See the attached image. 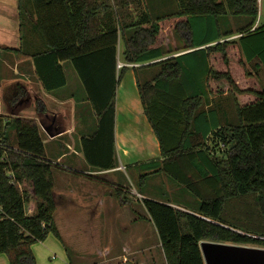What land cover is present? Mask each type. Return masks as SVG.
I'll return each mask as SVG.
<instances>
[{"label": "trees", "instance_id": "obj_1", "mask_svg": "<svg viewBox=\"0 0 264 264\" xmlns=\"http://www.w3.org/2000/svg\"><path fill=\"white\" fill-rule=\"evenodd\" d=\"M167 1L163 0V5ZM176 2L178 9L171 15L199 17L204 23L199 40L190 19L177 23L178 37L184 48L191 50L180 55L154 46L162 17L150 11L154 0H145L146 8L144 0H31L36 18L20 0L22 25L28 16L46 49L31 54L15 52L33 59L46 91L64 87L67 77L62 62L73 64L97 116L95 132L81 138V150L87 163L102 171L119 166L116 93L121 73L127 69L119 67L120 41L124 62L158 67L149 80L137 76L145 114L160 142L163 159L157 171L173 176L202 202L195 213L162 200L143 198L142 202L157 230L166 264H205L203 241L264 245L252 236H264V91L256 93L257 101L244 106L235 100L234 123L210 124L209 131L203 132L205 141L200 142L196 121L202 114L203 96L188 91L180 58L203 50L204 56L211 51L226 55L225 47L233 42L228 38L237 34L223 28L228 25L224 18L228 15L245 17L238 20L241 36L234 41L240 42L247 60L258 56L264 61V24L251 31L258 19V0ZM130 3L136 15L124 9ZM206 69L205 73L227 78L236 88L229 73L214 71L208 63ZM36 105L45 113L41 100ZM206 141L223 144L221 155L213 153ZM55 167L58 165L46 157L36 119L0 115V254H6L10 264H37L33 244L50 233L61 239L54 219L59 205L54 191ZM146 177L148 174L141 175V181ZM119 187L116 197L130 200L128 192Z\"/></svg>", "mask_w": 264, "mask_h": 264}, {"label": "crops", "instance_id": "obj_2", "mask_svg": "<svg viewBox=\"0 0 264 264\" xmlns=\"http://www.w3.org/2000/svg\"><path fill=\"white\" fill-rule=\"evenodd\" d=\"M143 5L146 8L145 0ZM162 6L163 0H159L156 9ZM29 7L34 14V18H36L31 2ZM133 7L134 4L130 3L124 9H130V12L136 15V13L134 14ZM180 19L184 18L180 17ZM260 25H263L261 18ZM231 40L234 41L236 38ZM45 49L44 42L36 33L32 23L30 32L27 36H24V26L22 25V18L20 16V0H0V115L36 119L43 137L47 136L46 141L49 148L46 149V157L58 165L56 170L63 177L64 181H75L80 186L85 187V191L70 187L58 190L55 185L54 191L59 198V205L56 209L57 213L64 216L68 214L75 216L79 213L80 209H83L84 219L88 222L89 217L94 216L95 218L104 213L105 208L102 210V207L107 206L111 208L107 209L106 213L108 220L113 224L112 232L108 236L105 247L98 250V253L101 254L100 261L96 263L91 259L90 264H147L145 259L146 251L147 249L152 250V248L145 245L147 230L142 222L147 221L148 212L142 199L154 197H150L146 193H144L145 195L138 194L142 199L140 202H137L142 204L146 212L145 214L137 209L136 200L122 201L118 198L116 199L112 194H106L104 187L105 185L108 187L112 185L115 188H121L119 187L121 186L120 183H116L117 181L112 180L111 177L115 176L119 171L126 170V168L133 169L145 165L146 167L149 166V170L154 168L152 172H157L159 169L157 163L163 159L160 142L145 114L142 101L140 102L141 98L137 85L138 75L143 80H149L153 77L154 73L149 72L148 69L139 72L138 69L144 66L142 63L124 62V44L120 41L118 60L126 68H133V70H128L133 75L131 87L138 93L140 99L137 102L138 104L129 103L123 106V108H120V104L118 103L115 117V145L119 166L110 170H97L87 163L81 150V138L95 132L97 128V116H95L94 125H90L86 120L94 116L92 113L89 114V106L84 107L85 102H88V100L81 99L80 93L83 91V85L73 64L70 61L62 62L66 72L67 84L62 88L46 91L35 72L33 59L28 57L29 55L24 58L19 57L15 52L19 51L21 54H31L36 51H44ZM188 51L175 53L173 56ZM211 60V56H209L208 68L214 69ZM255 65L257 66V64ZM209 75L207 71L206 73L205 71L203 72L201 85L196 83L197 81L195 80V83L188 81V89L199 86L210 94L208 90L210 88L208 83ZM8 83L11 85L10 94L4 92ZM13 100H16V103H12ZM37 100L42 101L46 110L45 113H40L37 110ZM89 103L88 105H90ZM201 112L200 116H202V119L206 123L218 124L220 126L226 124L227 114L225 110L222 106L216 107L214 102L209 98L205 99ZM121 117L126 121V132L123 135L118 131V118L120 120ZM198 118L200 119V117ZM78 128H80V134L78 138H75L74 135L78 131ZM141 129L143 130L142 132ZM133 153H137L140 156L137 157L140 158L138 161H131ZM120 157H125L126 161L130 160L129 163L125 164L123 159L120 161ZM152 164L155 166H150ZM53 173H55L54 169ZM94 184L97 186H94ZM91 187H98L97 189L100 191L94 192L92 190L90 193H86ZM91 193H94V199L91 197ZM86 196H90V198H85ZM170 205L177 207L172 203ZM119 223L124 224L122 228L118 227ZM87 226L89 224H84L82 228ZM62 238L63 236L61 235V240H63ZM65 252V262H67L65 264H82L78 262L80 260H87L80 252L79 254L75 252L74 256L69 254L70 252L66 248ZM75 256L77 257V261L71 259ZM0 264H10L8 256L4 253L0 254Z\"/></svg>", "mask_w": 264, "mask_h": 264}, {"label": "rangeland", "instance_id": "obj_3", "mask_svg": "<svg viewBox=\"0 0 264 264\" xmlns=\"http://www.w3.org/2000/svg\"><path fill=\"white\" fill-rule=\"evenodd\" d=\"M31 0H23L24 7H29ZM159 4V0H154V9L152 8L150 11H153V16H162L161 20L159 21L160 25V32L157 36V40L154 46H162L165 50H169L171 52L175 53H181L183 51H188L189 49H185V43L183 40H181L176 32V25L179 23L182 19L180 17H177L175 15H171L174 12L177 11L178 6L176 0H168L162 7L159 9L157 8V5ZM131 8V7H130ZM165 14V16H163ZM240 17V16H239ZM237 17V16H224L228 20V25L226 27H223L224 30H231L232 32H235L238 34L239 28L237 25L239 24L240 20H245V17ZM184 19L188 18L192 21L194 25V32L196 38L199 40L200 37L203 35L204 32V23L201 18L199 17H183ZM155 19V18H154ZM24 36H27L30 32L31 27V21L28 16H24ZM261 23L264 24V0H262L261 4ZM256 22L254 23V25ZM254 25L252 27H254ZM251 27V28H252ZM236 34V35H237ZM41 37V36H40ZM232 37V36H231ZM230 37V38H231ZM237 37V36H236ZM236 37H233L235 39ZM228 38V40H231ZM227 40V39H226ZM215 43H213L214 45ZM190 51V50H189ZM206 52V50L199 51L198 53L191 54L189 56H183L180 58V61L183 66V74H182V81L186 83L188 81L194 80L197 81L196 83L200 84L202 83V75L205 70H207V63L209 56H211L212 66L213 70L220 72V73H229L234 80L236 84V88L232 87L231 83L227 78H221L216 79L213 77L210 73L208 76V83L210 88L208 89L210 91V94L206 90H203L201 87H192L189 88L188 91L192 92V95H202L203 96V105L200 107L199 112L202 110L204 106L205 99L209 98L212 102H214V105L216 107L222 106L227 114V120L226 124H232L234 121H232V118H235V104L234 101H237V104L240 106H244L250 103H253L257 101L258 96L256 95L257 92L264 91V61L262 59L260 60L258 56H256L253 60L248 61L245 55L244 50L241 48V44L239 41H233L228 43V45L225 47L226 55H224L220 51H211L209 55H203V53ZM257 64V66L255 65ZM148 65V64H147ZM145 69H148L149 72L155 73L158 71V67L156 66H150V67H143L139 68L138 71L141 72ZM128 70H133V68H127L126 70L122 71V75L120 78V82L118 84L117 93H116V109L118 107V103L120 104V108H123V106L127 104H136L138 102L139 95L136 91H134L131 87L132 84V74ZM214 78V79H212ZM6 89L4 92L7 94H10V87L9 83L6 85ZM188 88V87H187ZM243 90L245 92L241 93L238 90ZM82 100H87V93L83 87V91L80 93ZM89 102V101H88ZM88 102H85L84 107H88L89 114L92 113L94 116L93 118L86 119L87 122L91 125H94L95 123V113L92 111L91 104L88 105ZM141 102V100H140ZM142 103V102H141ZM138 104V103H137ZM92 109V110H91ZM123 110V109H122ZM198 112V113H199ZM232 117V118H231ZM237 118V117H236ZM196 124L199 127L200 134L202 135V140L200 142L205 141L203 137V132L209 131L210 123H206L202 116H200V119L198 118L196 121ZM94 131V130H93ZM118 131H120L121 135H123L124 132H126V121L121 117L119 120L118 118ZM143 130L141 129V132ZM213 131V130H212ZM80 134V128H78V131L74 135L75 138H78V135ZM91 133H89L90 135ZM47 137V136H46ZM46 137H43L44 143L46 146V149L49 148V145L47 144ZM200 137L198 136V140ZM210 144V149L213 153L216 155H221V149L223 148V144L210 142L208 143L206 141V145ZM137 153H133L131 158L133 161H138ZM123 159V162L125 164L129 163V161H126L125 157H120V161ZM161 162L157 163V166L160 167ZM150 166H155L154 164ZM149 166H142L137 167L133 169H127L124 171H119L115 176L111 177L112 180L117 181L116 183H120L122 186V189L126 192H128V195L130 196V200H136V202H140L142 197H140L138 194H144L150 195V199H159L164 202H167L168 204L172 203L176 205V208H179L181 210L195 213V211H198L200 205H201V198L198 195H195L191 189H189L187 186H183L180 183H178L173 176L165 173H161L159 171H154V168H151L149 170ZM57 167L54 168V174L56 177V189L64 188L68 189L75 188V189H82V191H85V187L80 186L77 182H66L64 181L63 177L59 175L57 172ZM146 169V170H145ZM150 171V172H149ZM140 173H149L148 177L141 181V174ZM141 181V183H140ZM94 186H97L94 184ZM98 187H91V189H88L86 193H90L92 190L94 192H99L100 190L97 189ZM106 189L105 193L112 196L117 199L116 197V188L111 186L104 187ZM85 193V192H83ZM92 195L93 199L95 198L94 193L90 194ZM145 195V194H144ZM85 198H90V196H86ZM136 203L137 209L140 210V212H146L144 211V208L142 204ZM62 208V207H61ZM105 211L102 215H98L94 218V216L89 217V221L86 222L84 219V210L80 209L79 213L75 216L67 215L64 216L60 213H57V210L54 214V219L57 224L58 230L60 231L61 235L63 236V240L56 237L53 233H50L48 237L42 241V242H36L33 244L32 249L35 254L37 264H65L67 262L65 259V248L67 249L69 254L72 256L75 255V252H80L82 256H85V258L88 260L82 261L78 263L82 264H90V260L93 259L94 262L98 263L101 258V254L98 253L99 249H103L105 247V244L107 243L108 236L112 232V222L108 220L107 217V209H111L109 207H102V210ZM89 210V209H87ZM107 210V211H106ZM81 212V213H80ZM92 215V214H91ZM149 221V222H147ZM147 221H143L142 224L145 226L147 230V241L145 245L147 247H151L152 250L146 251L145 259L147 261V264H166V259L164 252L162 250L158 234L156 233L154 224L152 223L151 219L147 215ZM84 224H89V226L84 227ZM124 224L119 223L118 227L122 228ZM238 231V230H237ZM241 231V230H239ZM243 232V231H241ZM253 237H258L257 239L264 241V236L260 235H252ZM65 245H63V243ZM247 246L251 247H261L264 248V245L257 244V243H250L246 244ZM79 256V255H78ZM73 261H77V257H72ZM87 262V263H85ZM95 264V263H93Z\"/></svg>", "mask_w": 264, "mask_h": 264}, {"label": "water", "instance_id": "obj_4", "mask_svg": "<svg viewBox=\"0 0 264 264\" xmlns=\"http://www.w3.org/2000/svg\"><path fill=\"white\" fill-rule=\"evenodd\" d=\"M201 252L205 264H264V248L261 247L203 241Z\"/></svg>", "mask_w": 264, "mask_h": 264}, {"label": "built area", "instance_id": "obj_5", "mask_svg": "<svg viewBox=\"0 0 264 264\" xmlns=\"http://www.w3.org/2000/svg\"><path fill=\"white\" fill-rule=\"evenodd\" d=\"M261 4H262V0H258V8H259V14H258V19L256 21V24L254 25V27L251 28V31H254L255 29H257L260 26V18H261ZM237 36V37H236ZM239 36H241V34H237L232 36L230 39H233V37L238 38ZM123 66V64H120V67Z\"/></svg>", "mask_w": 264, "mask_h": 264}]
</instances>
